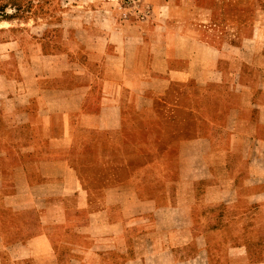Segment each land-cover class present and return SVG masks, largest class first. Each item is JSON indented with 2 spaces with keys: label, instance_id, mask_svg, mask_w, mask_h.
<instances>
[{
  "label": "crops",
  "instance_id": "obj_1",
  "mask_svg": "<svg viewBox=\"0 0 264 264\" xmlns=\"http://www.w3.org/2000/svg\"><path fill=\"white\" fill-rule=\"evenodd\" d=\"M98 5L0 16V264H264V44Z\"/></svg>",
  "mask_w": 264,
  "mask_h": 264
},
{
  "label": "rangeland",
  "instance_id": "obj_2",
  "mask_svg": "<svg viewBox=\"0 0 264 264\" xmlns=\"http://www.w3.org/2000/svg\"><path fill=\"white\" fill-rule=\"evenodd\" d=\"M160 0H0V16L10 19L17 25L31 26L41 23H52L58 19H66L68 22L84 21L88 17V6L100 4L110 11H116L119 17L125 21H139L150 16V10L157 6ZM162 1V0H161ZM178 5L190 8V18L194 24L210 25L216 24L220 30L229 24L251 30L254 43H263L264 35V0H221L216 7L213 17L208 21L206 13L199 8L210 6L209 0H171ZM99 6V5H98ZM191 6V7H190ZM160 8H163L161 6ZM214 13V14H215ZM36 26L29 28L34 32ZM264 32V31H263ZM220 264L219 258L213 259Z\"/></svg>",
  "mask_w": 264,
  "mask_h": 264
}]
</instances>
